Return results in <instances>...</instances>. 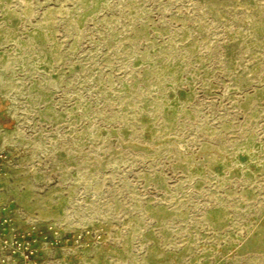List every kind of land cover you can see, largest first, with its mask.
Returning a JSON list of instances; mask_svg holds the SVG:
<instances>
[{
    "label": "rangeland",
    "instance_id": "rangeland-1",
    "mask_svg": "<svg viewBox=\"0 0 264 264\" xmlns=\"http://www.w3.org/2000/svg\"><path fill=\"white\" fill-rule=\"evenodd\" d=\"M4 218L32 264H264V0H0Z\"/></svg>",
    "mask_w": 264,
    "mask_h": 264
},
{
    "label": "built area",
    "instance_id": "built-area-1",
    "mask_svg": "<svg viewBox=\"0 0 264 264\" xmlns=\"http://www.w3.org/2000/svg\"><path fill=\"white\" fill-rule=\"evenodd\" d=\"M21 237L10 219L4 218L0 221V248L13 255L21 253L23 264H32L34 250L30 242H23Z\"/></svg>",
    "mask_w": 264,
    "mask_h": 264
}]
</instances>
